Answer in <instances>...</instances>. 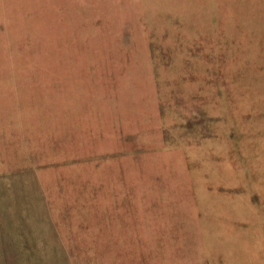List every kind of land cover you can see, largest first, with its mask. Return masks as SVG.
<instances>
[{
  "label": "rangeland",
  "instance_id": "1",
  "mask_svg": "<svg viewBox=\"0 0 264 264\" xmlns=\"http://www.w3.org/2000/svg\"><path fill=\"white\" fill-rule=\"evenodd\" d=\"M0 264H264V0H0Z\"/></svg>",
  "mask_w": 264,
  "mask_h": 264
},
{
  "label": "bare ground",
  "instance_id": "2",
  "mask_svg": "<svg viewBox=\"0 0 264 264\" xmlns=\"http://www.w3.org/2000/svg\"><path fill=\"white\" fill-rule=\"evenodd\" d=\"M228 254V253H227Z\"/></svg>",
  "mask_w": 264,
  "mask_h": 264
}]
</instances>
